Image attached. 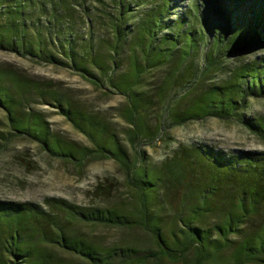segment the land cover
Wrapping results in <instances>:
<instances>
[{
    "label": "trees",
    "instance_id": "trees-1",
    "mask_svg": "<svg viewBox=\"0 0 264 264\" xmlns=\"http://www.w3.org/2000/svg\"><path fill=\"white\" fill-rule=\"evenodd\" d=\"M0 50L121 95L127 124L122 141L114 121L60 83L0 62V150L27 139L79 166L111 159L129 190L110 200L111 188L98 184L89 205L0 198V264L138 261L136 244L102 243L83 225L140 228L155 245L151 256L179 264L264 263V149L162 137L216 118L264 142L256 107L264 105V0H0ZM35 104L52 107L87 142L54 130ZM160 138L169 151L154 162L142 146Z\"/></svg>",
    "mask_w": 264,
    "mask_h": 264
},
{
    "label": "rangeland",
    "instance_id": "rangeland-1",
    "mask_svg": "<svg viewBox=\"0 0 264 264\" xmlns=\"http://www.w3.org/2000/svg\"><path fill=\"white\" fill-rule=\"evenodd\" d=\"M0 62H5L38 79H52L68 89L72 98L78 100L86 110L98 111L114 121L122 141H126L124 130L126 122L120 117V110L125 106L119 94H103L88 81L65 68H57L33 62L0 50ZM156 81V80H155ZM35 108L46 110L54 130L63 133L77 142L87 140L76 131L60 114L54 113L50 106L35 104ZM264 111V105L256 104ZM0 111V118H2ZM0 125V129H2ZM177 143H203L225 151H260L264 142L248 133L235 122H223L216 118H206L174 126L163 130ZM154 162L168 153L163 140H155L153 146H142ZM103 183L111 188L110 200L127 199L129 190L125 185V174L111 159L87 162L79 166L73 162H64L48 154L36 142L27 139H14L0 150V198L15 201H35L44 203L48 196H58L73 203L89 205L97 202L93 195L94 187ZM103 202V199L100 200ZM81 229L91 238L106 244L129 241L138 246L139 251L134 264H179L165 258L156 259L148 250L155 251V245L140 228L125 229L114 227L82 226ZM147 252V257L145 254ZM264 264V263H249Z\"/></svg>",
    "mask_w": 264,
    "mask_h": 264
},
{
    "label": "water",
    "instance_id": "water-1",
    "mask_svg": "<svg viewBox=\"0 0 264 264\" xmlns=\"http://www.w3.org/2000/svg\"><path fill=\"white\" fill-rule=\"evenodd\" d=\"M243 55H246V54H243V53H242V54L237 55V57H239V56H243Z\"/></svg>",
    "mask_w": 264,
    "mask_h": 264
}]
</instances>
